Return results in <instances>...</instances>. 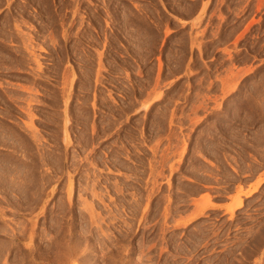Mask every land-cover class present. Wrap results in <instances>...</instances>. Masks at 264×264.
Returning <instances> with one entry per match:
<instances>
[{"label":"rangeland","instance_id":"rangeland-1","mask_svg":"<svg viewBox=\"0 0 264 264\" xmlns=\"http://www.w3.org/2000/svg\"><path fill=\"white\" fill-rule=\"evenodd\" d=\"M0 24V48L14 55L0 59V79L14 86L2 96L17 93L18 99L5 105L15 110L9 118L17 119L8 118L6 131L0 130L2 138L12 131L0 138L8 140L0 143V171L16 168L19 158L18 164H34V180L47 177L42 198L32 201L39 205L10 204L6 196H12L0 187V209L8 227L23 222L17 225L28 229L22 244L34 226L35 255L42 254L35 264L55 263L61 246L80 240L76 255L81 251L89 261L78 253L83 259L76 264H177V187L183 179L199 189L190 200L208 198L214 205L233 203L234 191L217 197L229 177L236 179L230 188L243 193L260 186L242 196L240 224H231L224 212L217 221L210 213L200 220L210 228L231 227L229 240L209 246L212 251L201 258L224 253L228 242L247 233L257 243L261 239L264 250V0H0ZM24 88L32 89L34 102L28 104L33 96ZM27 104L36 113L34 127L28 126ZM31 135L47 151H38L39 140ZM12 142L27 146L26 157L20 153L25 146ZM13 145L24 150L13 151ZM31 151L35 158L37 151L45 153L43 161L35 162ZM44 157H50L45 166ZM22 165L14 174L24 171ZM193 174L216 183L202 187L190 180ZM14 205L27 212L13 211ZM18 250L1 252L0 264H29Z\"/></svg>","mask_w":264,"mask_h":264},{"label":"bare ground","instance_id":"bare-ground-1","mask_svg":"<svg viewBox=\"0 0 264 264\" xmlns=\"http://www.w3.org/2000/svg\"><path fill=\"white\" fill-rule=\"evenodd\" d=\"M5 23H7V22H5ZM1 25V24H0ZM3 26H4V24H3ZM1 27V26H0ZM3 31V30H2ZM0 33H1V31H0ZM3 33H4V31H3ZM6 33V32H5ZM5 35V34H4ZM6 36V35H5ZM8 36V35H7ZM26 38V37H25ZM8 38H6V42L8 41L7 40ZM1 40V39H0ZM25 40V39H24ZM2 41H4V39L2 40ZM32 41V40H31ZM8 43V42H7ZM6 43V44H7ZM24 43V42H23ZM27 43V42H26ZM28 44V43H27ZM5 46V45H4ZM25 46H27L28 47V45H25ZM24 46V47H25ZM2 47V46H1ZM9 47V46H8ZM4 48V47H3ZM34 48V47H33ZM10 49V48H9ZM18 49V48H17ZM25 49V48H24ZM41 49H43V48H41ZM13 50V49H12ZM34 50V49H33ZM19 51V50H18ZM25 51V50H24ZM24 51H22V52H24ZM29 51V50H28ZM9 52V51H8ZM8 52H6V51H3L1 48H0V59L1 58H8V56H10V57H12V56H14V55H12V54H10V53H12V52H10V53H8ZM20 52V51H19ZM16 53V52H15ZM28 53V52H27ZM22 54V53H21ZM30 55V54H29ZM37 55H39V54H37ZM28 56V55H27ZM30 57V56H29ZM6 58V59H7ZM13 58V57H12ZM12 58H10V60L12 61L13 59ZM32 58H34V57H32ZM2 61H3V59H1ZM5 61V60H4ZM24 61V60H23ZM30 61V60H29ZM1 62V61H0ZM15 62V61H14ZM16 62H18V61H16ZM21 62V61H20ZM34 62V61H33ZM36 62H38V64H37V66L39 65V59H36L35 60V63ZM2 63H4V62H2ZM25 63V62H24ZM27 63V62H26ZM13 64V63H12ZM16 65V64H15ZM14 65V66H15ZM41 65V64H40ZM4 66V65H3ZM38 67H41V66H38ZM2 68V67H1ZM6 68V67H5ZM42 68V67H41ZM4 69V68H3ZM6 69H8V68H6ZM8 71V70H7ZM32 72V71H31ZM36 73V72H35ZM34 73V74H35ZM37 76H39L40 77V75H38V74H36ZM41 76H42V74H41ZM1 77H4V76H1ZM34 77H35V75H34ZM2 79V78H1ZM0 79V80H1ZM29 79V78H28ZM25 80V79H24ZM25 81H27V79L25 80ZM30 80H28V82H29ZM7 81H5V79H4V81H3V79H2V81H0V106L1 105H3L4 104V107H5V105L6 104H8L7 106H9L10 105V103H9V101L8 100H10V99H13V98H15V96H16V94L17 93H15V96H14V94H13V98H10V99H7V97L9 96H6L5 98H4V96H2L3 94L5 95V94H10V93H12V90H10V92H9V90L7 89V87L8 86H10V83H12V82H9V83H6ZM32 82V81H31ZM34 83V82H33ZM32 83V84H33ZM38 84H39V82H38ZM13 86V85H12ZM12 86H10V87H12ZM18 86V85H17ZM16 86V87H17ZM21 86H23V85H21ZM38 86V85H37ZM9 87V88H10ZM14 87V86H13ZM20 87V86H19ZM19 87L17 88V89H19ZM23 87H25V86H23ZM22 87V88H23ZM22 88H21V90H22ZM28 87H26V89H27ZM31 88V87H30ZM33 88V87H32ZM12 89H14V88H12ZM25 89V88H24ZM24 89H23V91H24ZM25 89V90H26ZM36 89V88H35ZM20 90V89H19ZM29 90V92L32 94V89H28ZM28 90H26L27 92H28ZM14 91H15V89H14ZM33 91H37V90H34V88H33ZM18 92V91H17ZM14 93V92H13ZM23 93H25V92H23ZM30 93L28 94V97H29V95H30ZM33 93H35V92H33ZM21 95L20 96H22V93H20ZM37 94V93H36ZM27 96V95H26ZM31 96V95H30ZM32 96H33V99H34V94H32ZM17 97V96H16ZM24 97V96H23ZM36 97V96H35ZM38 97V96H37ZM25 98V97H24ZM20 99H22V97L20 98ZM19 99V100H20ZM28 99V98H27ZM31 97L29 98V102H28V104L29 103H31V102H34L35 101V99L33 100ZM15 100H16V102H17V100L18 99H16L15 98ZM25 100H26V98H25ZM33 100V101H32ZM37 100V99H36ZM10 101H12L13 102V100H10ZM27 101V100H26ZM39 101V100H38ZM42 101V100H41ZM54 101V100H53ZM57 101V100H56ZM59 101V100H58ZM22 102V101H21ZM23 102H24V100H23ZM48 102V101H47ZM46 102V103H47ZM57 103H60V101L59 102H57ZM64 103V102H63ZM27 104V105H28ZM32 104H34V103H32ZM38 104H39V102H38ZM37 104V105H38ZM41 104V103H40ZM51 104V103H50ZM15 105H17V103L15 104ZM21 105V107H22V104H20ZM19 105V106H20ZM26 105V106H27ZM31 105V104H30ZM63 105V104H62ZM26 106L24 107V108H26ZM54 106V105H53ZM2 107V106H1ZM15 107V106H14ZM18 106H16V108H17ZM21 107L19 108V109H21ZM57 107V106H56ZM13 108V107H12ZM12 108H7V107H5V109H4V111H1L0 110V130L1 129H3V127H4V125H6L5 124V121L6 120H8V118H9V115L10 114H13V113H11V111H15V110H12ZM29 108H30V106L28 105V107L25 109L26 111H24L27 115L26 116H28V119H34L35 117V115H36V113L35 114H31L30 112H33L32 110L30 111L29 110ZM36 108V107H35ZM58 108V107H57ZM14 109V108H13ZM31 109V108H30ZM17 110V109H16ZM24 110V109H23ZM37 111V110H36ZM17 112H18V110H17ZM23 112V113H24ZM58 112V111H57ZM19 113V112H18ZM17 113V114H18ZM14 114H15V112H14ZM13 114V115H14ZM19 114H22V113H19ZM19 114H18V116H19ZM51 114V113H50ZM60 115V114H59ZM20 116H23V114L22 115H20ZM25 116V115H24ZM10 117H12V116H10ZM14 117V119H17V118H15L16 116H13ZM13 117L12 118H9V119H13ZM34 117V118H33ZM51 117V116H50ZM57 117H59V116H57ZM41 118H42V116H41ZM53 118V117H52ZM20 120V119H19ZM21 120H22V118H21ZM48 120V119H47ZM9 121V120H8ZM17 121V120H16ZM15 121V122H16ZM27 121V120H26ZM32 121V123H33V121L34 120H31ZM38 121V120H37ZM50 121V120H49ZM56 121V120H55ZM12 122H14V120H12ZM23 122V121H22ZM17 123H18V121H17ZM17 123H16V125H17ZM25 123H28V122H25V120H24V127H25ZM30 123V122H29ZM28 124V126L30 125H34V123L33 124ZM8 124V123H7ZM13 124V123H12ZM20 123H18V125H19ZM54 124V123H53ZM58 124H59V122H58ZM21 125V124H20ZM57 125V124H56ZM35 126V125H34ZM33 126V127H34ZM6 127V126H5ZM5 127H4V130L6 131V129H5ZM7 127H12V126H7ZM14 127V126H13ZM20 127V131H21V134H20V136L22 135V125L21 126H19ZM23 127V131L25 132V128ZM26 127H27V124H26ZM33 127H27L29 130H32L31 132L33 133L35 130H37V129H35V130H33ZM51 127V126H50ZM57 127H59V126H57ZM63 127V126H62ZM26 128V129H27ZM37 128V127H36ZM46 128V127H45ZM44 128V129H45ZM55 128V127H54ZM8 129V128H7ZM10 129V128H9ZM18 130H19V128H17ZM41 129V128H40ZM50 129V128H49ZM12 130H13V128H12ZM39 130V129H38ZM60 130V129H59ZM58 130V131H59ZM5 131H1L3 134H6L7 135V133H5ZM8 131V130H7ZM15 131H16V129H15ZM10 132V134H12V131H9ZM9 132H8V135H7V139H8V137H9ZM13 132H14V130H13ZM28 131H26V134H28L27 133ZM30 132V133H31ZM52 132V131H51ZM54 132V131H53ZM63 132V131H62ZM19 132H17V136L19 135L18 134ZM41 133V132H40ZM56 133V132H55ZM13 134H15V133H13ZM59 134V133H58ZM0 138H2V134L0 133ZM6 135L4 136V137H6ZM36 135H38V133H36ZM14 136V135H13ZM23 136V135H22ZM25 136H27V135H25ZM29 136V135H28ZM40 136V135H39ZM42 136V135H41ZM41 136H40V138H41ZM53 136V135H52ZM4 137L2 138V139H4ZM31 137H33V138H35V139H38L39 140V143H40V145L39 144H37V146L36 147H38V151H39V149H40V151H43L42 149H43V147L45 146L44 144H43V146L41 145V139H39V137L37 138L36 136H33V135H31ZM46 137V136H45ZM14 137H12V139H10V141H12V140H14L13 139ZM24 138V139H23ZM23 138H20V139H23V140H25L26 138L23 136ZM29 138L30 137H28V140H29ZM18 138H16V140H17ZM19 139V140H20ZM52 140H53V138H51ZM58 139H59V137H58ZM4 140H6V138L4 139ZM28 140H26V145H28L27 144V142H28ZM46 140V139H45ZM55 140V139H54ZM18 141V140H17ZM29 141H31V138H30V140ZM34 141V140H33ZM3 143H5L6 141H2ZM2 142H1V139H0V143L2 144ZM7 142H8V140H7ZM6 142V143H7ZM19 142V141H18ZM20 142H22V140H20ZM37 143H38V141H36ZM35 142V143H36ZM54 142V141H53ZM5 143V144H6ZM13 143V142H12ZM16 142H14L13 144H15ZM42 143H43V141H42ZM52 143V142H51ZM0 144V145H1ZM17 144H20V143H16L15 144V146L17 145ZM54 144V143H53ZM4 145V144H3ZM3 145H1V146H3ZM21 145V144H20ZM24 144L22 143V145L21 146H23ZM26 145H24L25 147L24 148H26L27 146ZM30 146H31V144H29ZM29 145H28V147H29ZM34 145V144H33ZM58 145V144H57ZM9 147H10V144L8 145ZM7 146V147H8ZM54 146V145H53ZM64 146V145H63ZM9 147L7 148V149H9ZM19 147V146H18ZM33 146H31L30 148H32ZM36 147L34 148L35 149V151H36ZM49 147V146H48ZM56 147V146H55ZM3 148V147H2ZM6 148V147H5ZM14 148V149H13ZM13 148H10V149H12L13 151L15 150V149H19L20 151L23 149L22 147L21 148H15L14 147V145H13ZM29 148V149H30ZM45 148H47V146L45 147ZM33 149V148H32ZM49 149V148H48ZM16 150V151H17ZM24 150V149H23ZM22 150V151H23ZM26 151H24V152H20L22 155H24V153L25 152H27L28 151V149L26 148L25 149ZM51 150V149H50ZM12 151V152H13ZM30 151V150H29ZM28 151V152H29ZM34 151V152H35ZM36 152L38 155V157H40V161L42 160V158L41 157H43L44 155L43 154H45V153H39V152ZM45 151H47V150H45ZM45 151H43V152H45ZM52 151H54V150H52ZM32 152V153H31ZM30 153L31 154H33L34 152L33 151H31ZM49 152V151H48ZM6 153H8V152H6ZM47 153V152H46ZM64 153V152H63ZM13 154V155H12ZM12 154H10V155H12V156H15L16 157V155L18 154V152L15 154V152L14 153H12ZM15 154V155H14ZM20 154V155H21ZM31 154L29 155V156H31ZM50 154V153H49ZM9 155V154H8ZM19 155V154H18ZM19 155V156H20ZM21 155V157H26L25 155L24 156H22ZM34 155V154H33ZM54 155V154H53ZM4 156V155H3ZM18 156V157H19ZM35 156L36 155H34V156H32L33 157V160H34V158H35ZM45 156H47V155H45ZM50 156V155H49ZM55 156V155H54ZM53 156V157H54ZM14 157V158H15ZM38 157H36L35 159L37 160V158ZM51 157V156H50ZM50 157L48 158V159H50ZM6 158V157H5ZM10 158H12V160H13V162H15V160L13 159V157H10ZM30 157H28V158H26V159H28V160H30L29 159ZM44 158H46V157H44ZM43 158V159H44ZM47 158H46V160H47ZM58 158H60L61 159V156L59 157L58 156ZM58 158H56V159H58ZM9 159V158H8ZM7 159V160H8ZM26 159H23L22 160V158H21V161H24L23 163H25L27 160ZM12 160H10V161H12ZM32 160V161H33ZM36 160H34L35 162H37ZM45 160V159H44ZM45 160V161H46ZM54 160V159H53ZM16 161H18L19 162V158H17V160ZM43 161V160H42ZM57 161V163H58V160H56ZM63 161V160H62ZM6 162V161H5ZM4 162V163H5ZM12 162V163H13ZM18 162H17V164H18ZM30 162V161H29ZM35 162H33V163H35ZM47 162H50V161H46L45 163L43 162H41V164H43L44 166H45V164H49V163H47ZM60 162V161H59ZM1 163V162H0ZM2 163H3V161H2ZM7 163V162H6ZM9 163V162H8ZM12 163H9V164H12ZM28 162H26V164H27ZM39 163V162H38ZM16 163H14L13 165H15ZM17 164L15 165V167L17 168L19 165H22V163H19L18 164V166H17ZM26 164H23L22 165V167L24 166V165H26ZM37 164V163H36ZM4 165V164H3ZM8 165V164H7ZM6 164L4 165V167L5 166H7ZM28 165V164H27ZM26 165V167H24L23 169H24V171H22V169H17L16 170V174H14V172H15V170L14 169H16V168H12L13 166L12 165H9L8 167L9 168H12V170L11 169H9V168H7V171L6 172H3L2 171V173H1V171H0V187L1 188H3V190L4 191H7L6 193H8L9 194V197L10 196H12V198H9V199H7L8 197V195L6 196V200L10 203V201H13L14 200V202H13V204L15 203H17V204H19L20 206H22L23 204H25V205H28L29 206V204L30 205H32L33 203H35V202H32V201H34V199H35V197H36V200H40L42 197L41 196H43L42 195V192L44 193V191H43V188H44V185L45 184H47V182H46V180H47V177H46V180L44 181V179L45 178H40V177H38L39 179H38V181L37 180H34L35 178H34V176H31V165H34V164H32V162H31V165L29 164L28 166ZM40 165V164H39ZM43 165H40V166H43ZM43 166V167H44ZM74 166V165H73ZM22 167H20V168H22ZM35 167H38L39 168V166H35ZM42 167V168H43ZM53 167V166H52ZM254 167V166H253ZM1 168V167H0ZM33 168V170H34V167H32ZM38 168H37V170H38ZM55 168V167H54ZM64 168V167H63ZM252 168V167H251ZM250 168V169H251ZM9 169V170H8ZM31 169V170H30ZM41 168H39V170H40ZM44 169V168H43ZM42 169V170H43ZM49 169V168H48ZM58 168H56V170H57ZM60 169V168H59ZM77 169V168H76ZM253 169V168H252ZM251 169V170H252ZM255 169H256V167H255ZM32 170V171H33ZM38 170V171H39ZM53 170V169H52ZM5 171V170H4ZM13 171V172H12ZM35 172H36V170H34ZM34 171L32 172V173H34ZM45 171H46V169H45ZM12 172V173H11ZM43 172V174L42 173H38V174H40V175H36V176H41V174L42 175H44L45 174V172L44 171H42ZM49 172H51V171H49ZM60 172V171H59ZM47 173V172H46ZM56 173H58V172H56ZM251 173V172H250ZM35 174H37V173H35ZM48 174H50V173H48ZM47 174V175H48ZM32 175H34V174H32ZM46 175V176H47ZM43 177H45V175L43 176ZM48 178H49V176H48ZM57 178V177H56ZM58 179V178H57ZM190 180H194V181H196V182H199L200 183V185L202 186V187H205V185H207V184H211V183H216V180L215 179H213V178H210V177H206V176H203V175H199V174H193V175H191L190 176ZM36 181V182H35ZM51 181V180H50ZM53 181V180H52ZM186 181H187V179H183V180H181V181H179V185H178V210H177V212H178V216H179V220H178V225L181 227V231H182V233H181V243H180V245H179V250H178V260H177V264H264V250H262L261 251V243H262V241H258V242H260V243H257V241H255L253 238L254 237H256V236H254L253 238L251 237V236H253V234L251 235V234H249V233H247L246 234V236L244 237V236H242V237H238L237 238V240H239L237 243H234L233 244V242L232 243H229L228 242V244L227 245H230V246H227L226 248V251L224 252V253H222V254H213V253H211V254H208L205 258H201L202 257V255L203 254H207V253H210L211 251H212V248L211 249H208L209 248V246H211V245H213V244H215V243H218V242H223V241H228L229 239H228V236L230 235V229H231V227L230 226H228L226 229L225 228H222V224H219V226H218V228H215V227H207V226H205V224H203L205 221H200V220H202L203 218H206V214L208 213H210V217H212V219H217V218H221L222 217V215H220V213L221 212H224V214H227L228 216V218H227V220L228 221H230L231 222V224H233L235 221H240L239 220V213L241 212H239L238 213V210H240L241 208H243V206H244V200L242 199V196H244L243 198H248L249 196H251V194L253 193V192H255V191H257V190H255L256 188H258V186L257 187H255L254 189H253V191L251 190V191H249V192H246V193H243V191L241 190V188L240 187H233L232 189L230 188V183L232 184V182H236V179H233V178H231V177H229V179L227 180V184H228V186L227 187H225L224 189H222V190H218V191H222V193L220 194V193H218L219 195H217V197L220 199V198H224V195L225 194H227V193H229V192H232V191H234L236 194H235V196L232 198V201H233V203L232 204H230V205H214V204H212L210 201H209V199L208 198H204L203 199V201H197L196 199H194V198H191V200L189 199V196L190 195H193V193H195L196 191H198L199 189L198 188H188V187H186L187 186V184H185L186 183ZM264 181V180H263ZM56 182V181H55ZM239 182V181H238ZM262 182V181H261ZM260 182V183H261ZM259 183V184H260ZM39 185V187H41L40 189L36 186V188H38L36 191H34L33 189H36L35 188V185ZM236 184V183H235ZM33 186H34V188H33ZM233 186V185H232ZM260 187V186H259ZM33 188V189H32ZM67 189H68V187H67ZM204 189V188H203ZM1 190V189H0ZM47 190V189H46ZM69 190V189H68ZM201 190V189H200ZM1 192V191H0ZM3 192V191H2ZM1 192V193H2ZM68 192V191H67ZM6 193H4L5 195H6ZM217 193V192H216ZM69 194H70V192H69ZM2 195V194H1ZM5 195H4V197H5ZM35 196V197H34ZM70 196V195H69ZM34 197V198H33ZM191 197V196H190ZM5 199V198H4ZM3 199V201H5ZM10 199H12V200H10ZM206 199V201H204ZM10 200V201H9ZM35 200V201H36ZM220 200H222V199H220ZM7 201H6V203H7ZM28 201H30L31 203H29ZM191 202V203H190ZM3 203V202H2ZM5 203V204H6ZM7 203L8 205H10V204H12V203ZM28 203V204H27ZM38 203V202H37ZM37 203H35V204H37ZM48 203V202H47ZM63 203V202H62ZM34 204V206H36ZM7 205V207H9ZM25 205H23L22 207H24ZM38 205H39V203H38ZM247 205V204H246ZM18 206V205H17ZM16 206V207H17ZM19 206V207H20ZM41 206V205H40ZM60 206H61V204H60ZM1 207H2V204H1ZM6 207V208H7ZM14 207V210L13 211H15V209H16V207H15V205L13 206ZM13 207L12 208H10V209H13ZM19 207H17V208H19ZM33 207V206H32ZM2 208H5L4 206L2 207ZM5 208V209H6ZM245 208V207H244ZM10 209H8L9 210V212H10ZM20 209V208H19ZM27 209V208H26ZM30 209L32 210L33 208H31V206H30ZM2 210V211H1ZM18 209H16V211H17ZM21 211H23L22 209H20ZM45 210V209H44ZM60 210V209H59ZM62 210V209H61ZM4 209H0V224H3V226L4 227H2V225L0 226V235H3L4 233L6 234H4L5 236H3V237H5L6 238V240H2V241H0L1 243H0V255L2 254L1 252H3L4 254H6V252H11L12 250H14V249H19L18 251H23L25 254H26V259H29L28 261L31 263V264H35L36 263V261H39L38 260V258L36 257V255L38 254V253H36V255H35V251H36V249L37 248H35V245H34V243H33V239H34V237H35V232H34V230L32 229V228H34V226L31 228V226H28V227H30V230H29V235L27 236L28 237V243H26V244H22L21 242H22V239L24 240L25 238H24V236H25V234H26V230H28V229H26V227H22V228H20V224H22L21 222H20V224L18 223V222H14V224L16 223V227H18L19 226V228L15 231L14 230V225H13V227L12 226H10V227H12L13 228V230H12V228H10V227H8L7 226V224H6V221L7 220H5V218H4V216L6 215V213H5V215H4ZM20 211V212H21ZM24 211H26V210H24ZM33 211V210H32ZM35 211V210H34ZM33 211V212H34ZM47 211V210H46ZM245 211V210H244ZM7 212V211H6ZM27 212V211H26ZM10 214H12V213H10ZM17 214V213H16ZM30 214V213H29ZM28 215V214H27ZM31 215V214H30ZM35 216V215H34ZM6 217V216H5ZM23 220V219H22ZM27 220V219H26ZM204 220V219H203ZM221 220V219H220ZM13 221V220H12ZM12 221H10V224L9 225H12ZM215 221H217V220H215ZM226 221V220H225ZM219 222V221H218ZM221 222V221H220ZM219 222V223H220ZM224 222V221H223ZM242 222V221H241ZM24 223H26V222H24ZM31 223V222H30ZM35 223L36 222H34L33 221V225H35ZM216 223V222H215ZM17 224H19V225H17ZM238 224H240V222H238ZM23 225V224H22ZM32 225V224H31ZM217 225V224H216ZM236 225V224H235ZM24 226V225H23ZM221 226V228H219ZM15 227V228H16ZM10 228V229H9ZM223 229H225V230H223ZM58 230V229H57ZM56 230V231H57ZM64 230V229H63ZM15 231V232H14ZM60 232V231H59ZM62 232V231H61ZM28 233V232H27ZM69 233V232H68ZM71 233V232H70ZM70 233H69V236H70ZM72 234V233H71ZM184 236H186L185 238H184ZM249 236V237H248ZM26 237V236H25ZM68 237V236H67ZM71 238V237H70ZM251 238H252V240H251ZM257 238V237H256ZM36 240V239H35ZM76 240V239H75ZM66 241H67V238H66ZM69 241V240H68ZM79 241V240H78ZM78 241H76V242H78ZM234 241H236V240H234ZM53 242V241H52ZM71 242V241H70ZM80 242H81V240H80ZM80 242H78V244L76 243V244H74V246H70V245H63V247L61 246V249L62 250H60V247L58 248L59 250H60V254L58 255V254H55L56 255V257H57V255L59 256V257H57L56 258V261H55V263L54 262H51V263H53V264H76L75 262H77V263H80V261H82V259L84 258V263H86V261H89V260H87L88 258H86L87 256L86 255H84V254H82V256H81V253H83V252H78L80 255L79 256H81V257H83V258H77V256H78V253H77V255H76V250L80 247V246H82V244L80 245ZM203 242H205L204 243V246H203V252L202 253H200V254H198V252H199V248H200V246H201V244L203 243ZM231 242V241H230ZM55 243V242H54ZM62 244V243H61ZM60 244V245H61ZM72 244V243H71ZM19 245H23V247L22 246H19ZM56 245H58V244H56ZM59 245V246H60ZM38 247V246H37ZM49 247V246H48ZM14 248V249H13ZM51 249H54V248H52V247H50ZM49 248V249H50ZM56 248H57V246H56ZM48 249V248H47ZM83 249V248H82ZM81 249V250H82ZM58 251V250H57ZM62 251V252H61ZM238 251H240V253H239V255H237V252ZM39 252V251H38ZM51 252H52V250H51ZM54 252H55V249H54ZM40 253V252H39ZM50 253V252H49ZM56 253H59V252H56ZM24 254V255H25ZM53 254V253H52ZM9 255V254H8ZM15 255V254H14ZM39 255H42V254H39ZM39 255H37V256H39ZM21 256V255H20ZM51 256V255H50ZM78 256V257H79ZM2 257V256H1ZM17 257V256H16ZM25 257V256H24ZM41 257H43V256H41ZM41 257H39V258H41ZM44 257H46V256H44ZM114 257V256H113ZM3 258H6V257H3ZM13 258H14V256H13ZM12 258V259H13ZM21 258H22V256H21ZM46 258H48V257H46ZM46 258H44L43 260H45ZM115 258V257H114ZM12 259H10L11 261H12ZM25 258L23 259L22 258V260H26ZM49 259V258H48ZM116 259V258H115ZM3 260V259H2ZM16 260V259H15ZM15 260H13L12 262L14 263V261ZM41 260V259H40ZM43 260H41L40 261V263L41 262H43ZM6 261V260H5ZM48 261H50V260H48ZM47 261V262H48ZM54 261V260H53ZM3 263H4V261H2ZM2 263V264H3ZM29 263V264H30ZM50 263V262H49ZM82 263V262H81ZM83 263V264H84ZM90 263V262H89ZM112 263H114V260L112 261ZM7 264V263H6ZM42 264V263H41Z\"/></svg>","mask_w":264,"mask_h":264}]
</instances>
